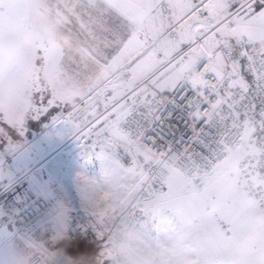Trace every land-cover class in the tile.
<instances>
[{
  "label": "snow or ice",
  "instance_id": "snow-or-ice-1",
  "mask_svg": "<svg viewBox=\"0 0 264 264\" xmlns=\"http://www.w3.org/2000/svg\"><path fill=\"white\" fill-rule=\"evenodd\" d=\"M201 7L207 17L200 31L185 25L159 42L166 21L170 31L173 20ZM73 20L85 43L63 34ZM183 44L190 51L172 64L171 53ZM137 53L134 66L128 65L131 79L112 83ZM165 62V72L147 75L148 66ZM14 64L28 69L26 84L5 76ZM92 66L99 70L94 77L88 75ZM176 88L189 89L191 116L200 122L174 155L161 151L155 137L148 139L146 127L158 102ZM50 109L71 125L82 148H99L109 161L101 184H84L102 220H121L127 209L166 207L162 193L169 177L179 172L198 182L238 144L251 149L249 175L264 185V0H0V121L22 134L27 117ZM0 135L8 138L2 130ZM173 225L170 243L155 248L130 249L110 232L103 264H182L187 242L177 219ZM122 226L121 220L126 232ZM206 264H264V252L243 262L221 254Z\"/></svg>",
  "mask_w": 264,
  "mask_h": 264
},
{
  "label": "rangeland",
  "instance_id": "rangeland-1",
  "mask_svg": "<svg viewBox=\"0 0 264 264\" xmlns=\"http://www.w3.org/2000/svg\"><path fill=\"white\" fill-rule=\"evenodd\" d=\"M205 14L206 12L203 11H193L178 20H173L175 29L170 31L167 30L166 21L165 30L159 37V42L163 44L170 36L175 37L182 26L188 25L193 29L196 21H204ZM67 28L70 31H65L63 33L65 36H69L74 42H86L85 35L79 32V26L74 20L68 24ZM186 47L187 44L180 45L176 51L171 53L169 59L172 61ZM143 51L144 49L140 50L141 53ZM111 54L118 55V53ZM139 55L140 53H137L124 62L122 72L116 73L112 83H116L121 78L131 79L132 71L128 65L134 66ZM158 59L164 61L163 53L159 54ZM157 65L148 66L147 74L152 75L154 71L148 72ZM159 66V69L154 72V78L169 67L167 62ZM98 72L99 70L92 66L88 75L94 77ZM4 74L12 82L20 81L22 84H26L29 80L28 69L23 64L7 66ZM73 82L69 80V86H72ZM171 91L173 90L168 92ZM97 110L99 112L104 111L103 103H100ZM30 119V116L25 119L22 134L7 122L0 121V130L8 137L4 139V136L0 135V186L4 184L5 179L14 176L18 167L20 168L21 165L27 163L26 153H23L26 146L35 148L34 151L42 149L43 146L45 149H50L57 146L70 132H72L71 134L74 133L71 125L59 114L49 117V126H46L48 131L45 130L47 131L44 132L45 134H42L43 131H39V128L36 130L35 126L37 125H35L32 133L35 136L31 138L30 134H27V129L37 121ZM36 124L40 123L37 122ZM62 133L65 136H62ZM73 136L75 134L71 135V137ZM46 141H48V145ZM67 141L58 150V158L65 161L60 183H56V186L53 187V195L55 198L58 196L68 202L79 203L80 205L73 209L84 208L100 222L104 236L103 244L99 250L102 256L106 250V245L111 240L110 232H113L118 242L124 243L133 250L140 248L141 245H148L153 248L160 244L168 245L170 243L169 231L175 226L173 224L176 219L181 228L182 237L187 242L182 264H206L208 260L221 254H226L231 259H246L249 256L264 252V221L255 205L247 198L238 184L237 173L233 171L232 167L233 162L237 160L236 155H229L228 159L214 173L199 178L198 182H194L191 177L179 172L169 177L162 194L167 206L148 212H142L139 209H127L121 218L125 232L121 231V220L101 219L100 209L94 205L91 194L84 186L90 181H95L97 184L104 181L109 168V161L105 158V154L99 148L85 150L81 146L67 150L65 146ZM37 165L28 172L32 171L34 175L38 173V176L25 178L24 182L9 191L7 196L11 197L18 190L20 191L18 197L27 198L31 195L32 187L37 186L35 183L39 184L36 179L40 175V167L36 168ZM70 211H68L65 219L67 230L71 219ZM116 227L117 229H115ZM224 227H227L229 234H226ZM32 238L33 241L39 239V237L34 238L33 236ZM43 240L46 244H54V240L51 238H43ZM56 241V248L51 251L54 257L49 258V251L43 249L46 253V264H91L89 258L69 260L67 255H64L67 246L65 238L61 236L60 240ZM203 244L204 261H201L199 247L201 248Z\"/></svg>",
  "mask_w": 264,
  "mask_h": 264
},
{
  "label": "built area",
  "instance_id": "built-area-1",
  "mask_svg": "<svg viewBox=\"0 0 264 264\" xmlns=\"http://www.w3.org/2000/svg\"><path fill=\"white\" fill-rule=\"evenodd\" d=\"M193 4H200V0H192ZM207 0H205V3ZM196 12H202V7L195 10ZM201 25L196 26L192 31H200ZM190 51V47H187L179 53L171 62H177L182 56ZM245 61L241 60V71H244ZM245 78L251 80V76H245ZM144 84H141L143 87ZM188 88H184L183 91L178 90L168 92L158 102L159 107L156 113V118L151 119L146 127L147 138H156L157 146L161 151L171 149L173 154L180 152L184 147V141H186L193 132L196 131V125L199 124V118L192 119L191 105L194 103V99L187 94ZM209 122L206 121L205 124ZM203 127V126H201ZM215 127V125H213ZM76 136L71 137L67 143V150H73L80 147L79 144H71V140ZM71 141V142H70ZM64 146V147H65ZM151 147V145H148ZM243 145H236L232 150L227 153L223 158L211 164L207 169L200 174L199 178L211 175L216 169L221 166L229 157L233 154L237 156V160L247 150ZM155 150V149H154ZM121 163L127 166L129 163L127 155H120ZM249 164L246 166V171L237 174L238 184L240 188L245 192L247 198L255 205L259 214L264 221V185H258L254 182L249 175ZM184 175V174H183ZM165 189L163 190L164 193ZM162 193V194H163ZM71 219L69 222V229L67 231V250L66 255L73 259L89 258L91 264H102V254L99 253L100 247L103 244L104 236L101 231L100 222L96 220L86 209L76 208L70 211ZM50 214L55 218L59 214V210L56 206V201L52 191H46L43 197L34 201L31 205L21 211L17 218L18 232L17 234L24 233L34 223H36L43 215ZM224 230L229 234L227 227ZM45 255H36L31 264H41L42 260H45Z\"/></svg>",
  "mask_w": 264,
  "mask_h": 264
},
{
  "label": "crops",
  "instance_id": "crops-1",
  "mask_svg": "<svg viewBox=\"0 0 264 264\" xmlns=\"http://www.w3.org/2000/svg\"><path fill=\"white\" fill-rule=\"evenodd\" d=\"M237 6L238 4H234L232 10H234ZM206 17L207 13L204 15V20ZM200 22L201 21H196L194 23V27L201 25ZM159 65L160 64H158L152 71L148 73L153 71L155 72V70L159 69ZM58 115V112L50 109L46 114L41 115L39 118L30 117L40 124H36V122L34 125L28 127L27 134H30L31 138L35 136L32 134L35 125H37L35 126L36 130L39 128V131L42 130V134H45L48 131L46 126H49V117ZM64 130L67 131V129ZM71 133L72 132L66 135V138H64V140H62L57 146H54L50 149H45L43 146L42 149H37L34 151L35 148L26 146L23 150V153H26L27 163L23 166L21 165L22 167L20 166V168L18 167V170H16L14 176H10L8 179H5L3 182L4 184L0 186V264H22V260L25 257L28 258L29 264H31L33 258L38 255L33 253V248L37 246L40 249L42 248L44 250H48L49 258H52L53 255L51 254V251L56 248V240H60L61 236H63L67 241L66 235L68 230L66 229L65 219L67 217L68 211L80 205L75 201L68 202L66 200L60 199L58 196L55 198L53 195L56 201V206L59 210V214L55 218H53L50 214L43 215L40 220L34 223L22 235L17 234L18 225L16 218L23 209L27 208L37 199L43 197L46 191H52L54 194L53 187L56 186V183H60L65 161L64 159L58 158L59 153L57 151L71 137V135L74 134ZM63 135L65 136L64 133H62V136ZM46 142L48 145V141ZM35 165H37L36 168L40 167V175L36 179L39 184L35 183L37 186L32 187L30 190L31 195L27 198L21 196L18 197V193L20 192L18 190V192L11 197L7 196L8 192L13 188L20 186V184L24 182L25 178H28L29 176H38V173L34 175L32 171L28 172ZM32 186L34 185L32 184ZM32 236L34 238L39 237V239L33 241ZM43 238L53 239L54 244H46ZM201 246V248L199 247L201 250V261H204V244ZM64 255H66V253H64ZM68 258L69 260L73 259L70 257ZM234 260L237 262H243L245 259L238 258Z\"/></svg>",
  "mask_w": 264,
  "mask_h": 264
},
{
  "label": "clouds",
  "instance_id": "clouds-1",
  "mask_svg": "<svg viewBox=\"0 0 264 264\" xmlns=\"http://www.w3.org/2000/svg\"><path fill=\"white\" fill-rule=\"evenodd\" d=\"M251 149H247L240 157L239 160H236L233 162V171L237 174L243 173L246 171V166L250 164L251 162ZM34 254H39L41 256H44L41 252V249L37 246L33 248ZM22 264H29V260L27 257L23 258ZM41 264H46L45 260L41 261Z\"/></svg>",
  "mask_w": 264,
  "mask_h": 264
},
{
  "label": "bare ground",
  "instance_id": "bare-ground-1",
  "mask_svg": "<svg viewBox=\"0 0 264 264\" xmlns=\"http://www.w3.org/2000/svg\"><path fill=\"white\" fill-rule=\"evenodd\" d=\"M72 141V142H71ZM70 142H71V144L70 145H73V144H79V141H78V139L77 138H75V139H72Z\"/></svg>",
  "mask_w": 264,
  "mask_h": 264
},
{
  "label": "water",
  "instance_id": "water-1",
  "mask_svg": "<svg viewBox=\"0 0 264 264\" xmlns=\"http://www.w3.org/2000/svg\"><path fill=\"white\" fill-rule=\"evenodd\" d=\"M58 153H59V151H58Z\"/></svg>",
  "mask_w": 264,
  "mask_h": 264
}]
</instances>
